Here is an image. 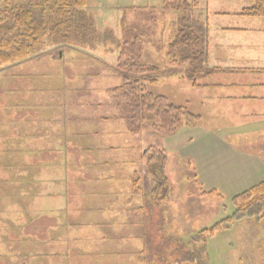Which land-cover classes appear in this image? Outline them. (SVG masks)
<instances>
[{"label":"crops","instance_id":"crops-1","mask_svg":"<svg viewBox=\"0 0 264 264\" xmlns=\"http://www.w3.org/2000/svg\"><path fill=\"white\" fill-rule=\"evenodd\" d=\"M191 1L208 29L196 78L186 75L189 64L171 60L172 68L156 65L171 72L147 89L177 75L196 87L218 86L224 102L264 103V17L241 14L254 0L225 9ZM175 11L181 21L183 12L178 6ZM136 26L135 36L148 42L141 62L155 65L145 60L146 46H166L156 43L158 34L145 37L142 24ZM125 40L116 46L114 61L74 42L0 70V243L14 250L0 255L4 264H27L22 260L29 256L46 264L60 257L63 264H121L130 250L145 256L168 226L167 211L160 209L164 202L152 195L145 155L149 147L163 149L168 163L169 151L152 141L161 135L150 125L135 124L121 95L116 65ZM260 114L264 110L247 112ZM256 142L259 148L253 149L261 155L264 139Z\"/></svg>","mask_w":264,"mask_h":264},{"label":"rangeland","instance_id":"rangeland-1","mask_svg":"<svg viewBox=\"0 0 264 264\" xmlns=\"http://www.w3.org/2000/svg\"><path fill=\"white\" fill-rule=\"evenodd\" d=\"M29 1L41 2L20 0V3L28 5ZM182 1L88 0L81 16L91 26L89 37L75 46L107 61H114L116 46L122 38H133L139 23L142 24L140 32H144L145 37H149L151 32L156 33L159 36L156 43L160 47L166 46L160 49L154 44L147 45L145 60L161 68H172L169 49L183 24V18L180 21V18L174 17L177 14L175 9ZM200 1L221 9L230 4L246 5V0ZM148 6L151 8L148 9ZM193 12L196 16V10ZM180 22V27L176 28ZM147 43L145 40L144 45ZM72 44L74 42L68 45ZM166 49L168 59L164 52ZM58 52L60 54L61 50ZM149 88L156 95L166 96L170 103L188 109L197 119L196 123L185 124L164 139L161 134L152 138L155 143L161 141L170 156L165 172L169 175L171 194L160 208L167 211L168 226L162 227L164 233L155 235L145 256L130 250L121 264H264V219L237 216L227 228L211 235L202 232L226 218L232 219L234 196L264 179V162L258 161L264 158V153L257 155L253 149L259 148L257 139H264V115H247L252 109L264 110V103L246 105L224 102L217 95L218 86L196 87L192 80L178 78L177 75L166 76ZM249 130L254 133L242 139L229 137L235 132ZM253 140L256 142L254 145ZM202 189L216 191L219 195L206 196L202 194ZM162 236L164 239L161 240ZM13 251L0 243V255L12 256ZM32 258L29 256L22 261L46 264L36 263ZM2 260L4 258H0V264H4ZM13 260L18 262L20 258L13 257ZM63 260L62 257L50 258L49 264H63Z\"/></svg>","mask_w":264,"mask_h":264},{"label":"trees","instance_id":"trees-1","mask_svg":"<svg viewBox=\"0 0 264 264\" xmlns=\"http://www.w3.org/2000/svg\"><path fill=\"white\" fill-rule=\"evenodd\" d=\"M196 4L194 1L184 0L178 6V9L183 10V24L169 49V55L177 65L189 64L190 67L185 73L192 80L197 75L196 64L205 56V39L208 32L206 23L194 15ZM87 5L88 0H41L39 3L29 1L28 5L21 4L20 0H2L0 70L27 58L47 53L50 48H60L71 42L84 43L89 37L88 31L91 27L81 16ZM241 14L264 17V0H254L253 5L244 8ZM144 42V38L134 36L121 43L116 65L123 78L119 89L135 124L150 125L163 136L172 135L181 126L196 123L197 117L188 109L170 103L166 96L156 95L147 89L149 83L157 81L161 75L171 71L141 62ZM149 117L153 119L152 122ZM145 157L154 181L153 198L159 203L168 201L171 189L165 174L167 153L163 149L149 147ZM202 194L219 195L216 191L204 189ZM233 203L235 212L232 219L226 218L202 232L211 235L227 228L237 216L264 219V179L235 195Z\"/></svg>","mask_w":264,"mask_h":264}]
</instances>
